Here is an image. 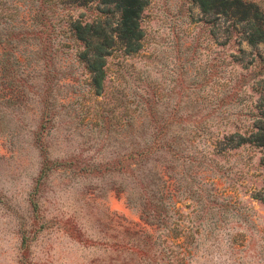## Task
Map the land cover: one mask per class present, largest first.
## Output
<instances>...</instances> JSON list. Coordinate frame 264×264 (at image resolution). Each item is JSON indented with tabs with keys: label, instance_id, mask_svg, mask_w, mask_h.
I'll return each instance as SVG.
<instances>
[{
	"label": "rangeland",
	"instance_id": "374dc122",
	"mask_svg": "<svg viewBox=\"0 0 264 264\" xmlns=\"http://www.w3.org/2000/svg\"><path fill=\"white\" fill-rule=\"evenodd\" d=\"M8 1L19 8L11 24H33L29 0ZM249 1L264 10V0ZM141 26L140 53L118 49L107 59L105 98L77 61L79 44L47 69L32 54L38 39L14 51L28 84L0 90V264H264L263 152L216 146L237 127L255 129L264 42L251 43L247 23L206 14L196 0H146ZM117 90L125 97L116 107ZM155 105L183 109L179 132L190 126L194 136L204 122L211 135L183 140L193 161L165 150L139 159V174L158 182L152 201L129 155L153 130L125 125L130 117L146 126Z\"/></svg>",
	"mask_w": 264,
	"mask_h": 264
},
{
	"label": "trees",
	"instance_id": "16d2710c",
	"mask_svg": "<svg viewBox=\"0 0 264 264\" xmlns=\"http://www.w3.org/2000/svg\"><path fill=\"white\" fill-rule=\"evenodd\" d=\"M196 1L206 14H220L229 20L247 23L249 30L252 31L251 43L264 42V10L258 3L249 0ZM29 2L33 5L31 11L33 24L25 27V30H19L14 24H11L19 13L18 6L12 4L11 1L0 0V11L2 10L3 13L0 17V90L5 89L4 87L22 88L28 84L18 68L21 61L14 51L21 43L28 42L30 39L39 40V47L36 48V46L32 54L35 52V55H38L39 60L45 63L46 69L48 66H54L56 55L63 48L70 49L71 43L79 44V49L76 52L77 61L83 65L90 76L92 91L104 98L107 96V59L118 49L123 50L126 56L131 57L140 53L143 48L145 32L141 26V18L146 8V0H29ZM87 11L96 13V16L89 20L86 18ZM75 12H78L79 15L75 16ZM39 60L37 59V61ZM48 72H51V68ZM110 95V102L115 103L116 107L123 103L125 96L120 90L110 93ZM261 96L263 101L259 106L260 113L255 120V129L251 132L241 133L240 128L237 127L236 133L218 140L216 146L220 153L225 152L228 148L237 149L246 144L257 146L263 152L261 166L264 168V93H261ZM14 97H11L8 102L14 99L15 103L17 96ZM51 97L52 87L48 88L44 99V114L46 116L51 114ZM4 103H6L4 100L0 101V104ZM130 104L132 105L134 102ZM138 109L136 107L133 113ZM115 110V108H110L108 113L115 114ZM182 113L183 109L181 108L168 109L165 114L156 105L150 106L148 108L150 118H148L146 126H136L130 117L125 125L133 132L153 130L152 137L145 134V138L133 142V151L129 155L134 160L133 172H136L142 183L146 185V191L152 201H156L157 196L161 194L159 190H156L158 182L156 178L149 179V176L139 174L142 162H144H138L139 159L149 158L165 150L176 160L185 158L193 161L196 158L193 159V154H186L183 140L191 142L193 138L205 136L206 133L208 136L211 135L204 122H200V128H196L198 132L194 136L188 133L190 126H183L182 132H179L177 125L181 127L183 123ZM188 136H192V138L187 139ZM141 142L144 143L143 147L140 146ZM155 208L158 215L156 222L161 223L164 205L156 204ZM143 214L146 221H152L151 214L145 208Z\"/></svg>",
	"mask_w": 264,
	"mask_h": 264
}]
</instances>
